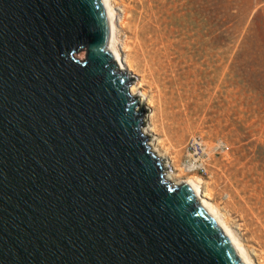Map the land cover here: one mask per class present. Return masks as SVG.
I'll use <instances>...</instances> for the list:
<instances>
[{"label":"water","instance_id":"obj_1","mask_svg":"<svg viewBox=\"0 0 264 264\" xmlns=\"http://www.w3.org/2000/svg\"><path fill=\"white\" fill-rule=\"evenodd\" d=\"M115 23L107 0H0V264H249L165 177Z\"/></svg>","mask_w":264,"mask_h":264},{"label":"rangeland","instance_id":"obj_2","mask_svg":"<svg viewBox=\"0 0 264 264\" xmlns=\"http://www.w3.org/2000/svg\"><path fill=\"white\" fill-rule=\"evenodd\" d=\"M124 3L142 22L150 5L170 13L167 23L149 20L159 33H169L168 59L177 62L178 75L189 76L188 107H178L164 124L157 119V130L147 135L153 148L178 181L197 177L211 189L210 201L236 223L242 242L264 264V0ZM125 36L132 35L120 30L118 38ZM135 72L133 85L140 79ZM139 91L134 96L148 109L143 126L152 127L154 108Z\"/></svg>","mask_w":264,"mask_h":264},{"label":"bare ground","instance_id":"obj_3","mask_svg":"<svg viewBox=\"0 0 264 264\" xmlns=\"http://www.w3.org/2000/svg\"><path fill=\"white\" fill-rule=\"evenodd\" d=\"M107 4L116 6V23L111 25L110 32V36H113L112 41H114L112 42V47L115 46L113 51H121L128 73L138 70L140 79L136 84L130 85V92L133 95H137V91L140 88L142 91H139V94L147 100L148 106L154 108V111L149 115L153 123L152 127L144 125L141 129L144 135L149 136L150 132L157 130L156 121L158 118L164 124L166 121L175 119L178 107L183 110L188 107L187 99L189 96L187 87L189 76L185 77L186 73H183V78L178 75L177 62L172 63L168 59L169 33H159V28L154 29L153 23H150L152 17L153 22L159 24L167 23L169 22L170 13L159 9L153 10L151 8L153 5H150L151 7H147L144 13L147 18H144L142 22L141 16L137 18L133 14L134 7L125 4L124 0H107ZM123 29L129 31L132 36H125L124 41H121L118 35L120 30ZM148 143L149 147L151 146V151H154L157 156L160 154L159 158L162 159L163 154L159 152L158 148H153V142L149 141ZM175 174L165 171V177H167L168 181H173V184L186 183L189 186H193V190L198 189V194H202L201 198H204V203L208 204V207L213 205L212 210L216 211L215 215L219 214L218 219H220V222H224L227 230H230V235H233V239L237 240V245L242 247L244 257H246L249 264H262L258 260L257 255L252 250L249 251V248L246 247L239 237V233L235 231L236 223L233 225L234 222H231V224L226 216L221 213L219 207L210 201L211 194L209 191L211 189L208 190V186L203 188L200 184L201 182H199L201 180H198L197 177H189L178 181L176 177L178 174ZM239 228L240 226H238Z\"/></svg>","mask_w":264,"mask_h":264},{"label":"built area","instance_id":"obj_4","mask_svg":"<svg viewBox=\"0 0 264 264\" xmlns=\"http://www.w3.org/2000/svg\"><path fill=\"white\" fill-rule=\"evenodd\" d=\"M193 148L195 147V145H197V143L193 140L192 142H191V144H190ZM200 152H203V150L202 149H200Z\"/></svg>","mask_w":264,"mask_h":264}]
</instances>
